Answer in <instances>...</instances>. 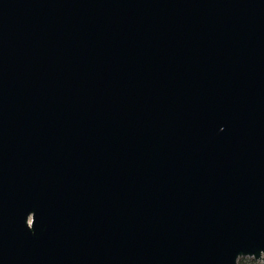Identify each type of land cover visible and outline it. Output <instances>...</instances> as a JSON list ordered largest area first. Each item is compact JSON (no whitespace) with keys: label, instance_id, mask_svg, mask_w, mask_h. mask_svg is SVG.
<instances>
[{"label":"water","instance_id":"water-1","mask_svg":"<svg viewBox=\"0 0 264 264\" xmlns=\"http://www.w3.org/2000/svg\"><path fill=\"white\" fill-rule=\"evenodd\" d=\"M264 264V0H0V264Z\"/></svg>","mask_w":264,"mask_h":264},{"label":"rangeland","instance_id":"rangeland-1","mask_svg":"<svg viewBox=\"0 0 264 264\" xmlns=\"http://www.w3.org/2000/svg\"><path fill=\"white\" fill-rule=\"evenodd\" d=\"M239 260H243L244 262H253L254 264H262V261H255L252 258H241Z\"/></svg>","mask_w":264,"mask_h":264},{"label":"trees","instance_id":"trees-1","mask_svg":"<svg viewBox=\"0 0 264 264\" xmlns=\"http://www.w3.org/2000/svg\"><path fill=\"white\" fill-rule=\"evenodd\" d=\"M239 264H254L253 262H244L243 260H239Z\"/></svg>","mask_w":264,"mask_h":264}]
</instances>
